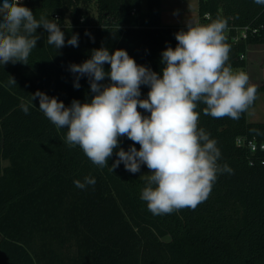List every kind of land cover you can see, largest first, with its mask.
I'll list each match as a JSON object with an SVG mask.
<instances>
[{
	"label": "trees",
	"instance_id": "1",
	"mask_svg": "<svg viewBox=\"0 0 264 264\" xmlns=\"http://www.w3.org/2000/svg\"><path fill=\"white\" fill-rule=\"evenodd\" d=\"M80 1L89 0H21L36 19L56 20L65 45H49L41 26L27 64L0 63V264H264V151L236 144L238 137L264 142V122L248 121L246 112L235 120L216 119L204 115L206 106L199 103L198 127L217 142V164L232 171L217 174L195 210L154 215L140 199L146 165L135 174L123 163L111 171L119 149L108 166L94 165L79 146L65 142L67 128L57 129L45 117L39 98L32 102L37 90L66 107L73 100L90 102L95 94L89 78L81 76L76 88L78 74L70 66L101 47L110 54L123 49L138 65L162 75V52L175 48V34L187 30V25L160 23V0H146L145 9L142 0H95V22ZM197 11L196 24L227 21V63L233 71L246 66L251 46L264 45V4L198 0ZM73 35L78 36L75 47L67 43ZM103 67L110 71L109 64ZM101 83L109 84L110 78ZM256 88L257 95L264 84ZM149 90L141 85L140 98L146 99ZM21 104L29 106L28 114ZM132 146L140 148L126 136L119 138L120 148ZM89 176L95 185H74Z\"/></svg>",
	"mask_w": 264,
	"mask_h": 264
},
{
	"label": "clouds",
	"instance_id": "2",
	"mask_svg": "<svg viewBox=\"0 0 264 264\" xmlns=\"http://www.w3.org/2000/svg\"><path fill=\"white\" fill-rule=\"evenodd\" d=\"M264 4V0H254ZM56 20L43 16L36 19L21 0H3L0 5V63L27 64L28 57L40 37L39 27L47 32V43L56 49L65 45L64 32ZM227 21L208 24L187 21V30L175 34L178 44L161 54L162 75L138 65L123 49L110 54L107 48L94 49L91 58L72 64L76 76L89 78L95 95L90 102L73 100L66 107L62 101L37 90L32 102L39 98V110L57 129L67 128L65 142L79 146L96 166H108L114 150L118 159L110 170L121 163L135 174L146 165L150 174L140 199L154 215L171 214L184 208H195L209 196L220 172H231L217 164L221 155L217 142L199 128V103L204 115L221 119H239L256 99L257 88L249 83L243 71L228 65L230 46L225 42ZM88 34V33H86ZM78 46V36L68 41ZM110 65L105 71L104 65ZM109 84H103L105 78ZM16 84L14 78L10 81ZM141 85L149 87L147 98L141 97ZM139 109L150 115H143ZM28 114L29 106L21 104ZM126 136L140 148L127 151L119 147V138ZM94 177L75 180L77 188L95 185Z\"/></svg>",
	"mask_w": 264,
	"mask_h": 264
},
{
	"label": "rangeland",
	"instance_id": "3",
	"mask_svg": "<svg viewBox=\"0 0 264 264\" xmlns=\"http://www.w3.org/2000/svg\"><path fill=\"white\" fill-rule=\"evenodd\" d=\"M145 1L142 0V3L145 4ZM197 5L194 0H160V23L164 26L187 25V21L195 24L199 18ZM79 6L89 15L92 22L96 21L95 0L80 1ZM64 18L67 23L70 22L69 12H66ZM245 57L246 66L235 71L245 72L249 76L250 84L261 86L264 84V45L251 46ZM246 118L250 122H264V91L256 95L255 101L246 111ZM148 174L149 169L144 171L142 176L146 177Z\"/></svg>",
	"mask_w": 264,
	"mask_h": 264
},
{
	"label": "built area",
	"instance_id": "4",
	"mask_svg": "<svg viewBox=\"0 0 264 264\" xmlns=\"http://www.w3.org/2000/svg\"><path fill=\"white\" fill-rule=\"evenodd\" d=\"M246 36V28L241 32V37ZM236 144L238 146L247 147L251 152H256L258 150L264 151V142H257L255 139H246L245 137L236 138ZM264 164V160L261 162Z\"/></svg>",
	"mask_w": 264,
	"mask_h": 264
},
{
	"label": "crops",
	"instance_id": "5",
	"mask_svg": "<svg viewBox=\"0 0 264 264\" xmlns=\"http://www.w3.org/2000/svg\"><path fill=\"white\" fill-rule=\"evenodd\" d=\"M194 2H195V3H196V2L198 3V0H194ZM145 6H146V1H145V4L142 3V9H145ZM160 14H161V12H160ZM197 22H198V19H197L196 23H197ZM196 23H195V24H196ZM248 51H249V50H248Z\"/></svg>",
	"mask_w": 264,
	"mask_h": 264
}]
</instances>
